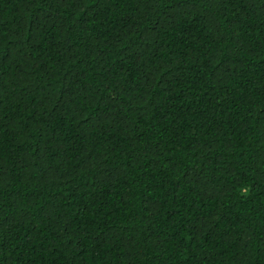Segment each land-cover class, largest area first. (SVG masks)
I'll list each match as a JSON object with an SVG mask.
<instances>
[{"label": "trees", "instance_id": "obj_1", "mask_svg": "<svg viewBox=\"0 0 264 264\" xmlns=\"http://www.w3.org/2000/svg\"><path fill=\"white\" fill-rule=\"evenodd\" d=\"M0 264H264V0H0Z\"/></svg>", "mask_w": 264, "mask_h": 264}]
</instances>
